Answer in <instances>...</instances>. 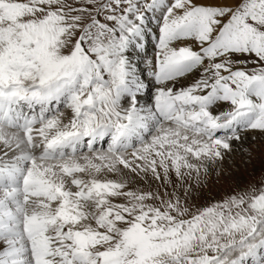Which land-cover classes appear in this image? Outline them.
I'll use <instances>...</instances> for the list:
<instances>
[{
  "label": "snow or ice",
  "instance_id": "6c2138e0",
  "mask_svg": "<svg viewBox=\"0 0 264 264\" xmlns=\"http://www.w3.org/2000/svg\"><path fill=\"white\" fill-rule=\"evenodd\" d=\"M264 0H0V264H264Z\"/></svg>",
  "mask_w": 264,
  "mask_h": 264
},
{
  "label": "rangeland",
  "instance_id": "374dc122",
  "mask_svg": "<svg viewBox=\"0 0 264 264\" xmlns=\"http://www.w3.org/2000/svg\"><path fill=\"white\" fill-rule=\"evenodd\" d=\"M225 176L220 182L213 178V191L217 188L223 190L235 184L244 185L258 180L264 174V144H258L250 158L241 160L236 157L233 161L225 159Z\"/></svg>",
  "mask_w": 264,
  "mask_h": 264
}]
</instances>
